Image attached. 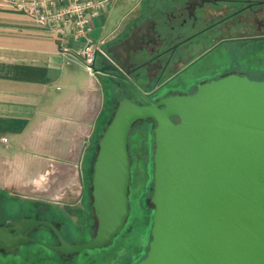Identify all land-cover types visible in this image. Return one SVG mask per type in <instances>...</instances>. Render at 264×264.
Returning a JSON list of instances; mask_svg holds the SVG:
<instances>
[{"label":"water","instance_id":"95a60500","mask_svg":"<svg viewBox=\"0 0 264 264\" xmlns=\"http://www.w3.org/2000/svg\"><path fill=\"white\" fill-rule=\"evenodd\" d=\"M109 53L95 50L100 75L114 69ZM148 118L154 215L147 252L135 264H264V80L234 74L150 104L120 99L94 163L93 237L72 242L46 218L8 220L0 250L35 242L70 255L111 244L130 215L129 134ZM37 226L49 227L57 243L29 235Z\"/></svg>","mask_w":264,"mask_h":264},{"label":"crops","instance_id":"0c3cea01","mask_svg":"<svg viewBox=\"0 0 264 264\" xmlns=\"http://www.w3.org/2000/svg\"><path fill=\"white\" fill-rule=\"evenodd\" d=\"M161 1L139 0L135 8ZM115 29L99 37L100 45ZM90 33L60 44L24 12L0 0L2 196L60 211L70 223V237L90 222L88 182L112 107L103 76L77 60L79 51L95 41ZM79 41L83 44L72 46Z\"/></svg>","mask_w":264,"mask_h":264},{"label":"flooded vegetation","instance_id":"af4514ba","mask_svg":"<svg viewBox=\"0 0 264 264\" xmlns=\"http://www.w3.org/2000/svg\"><path fill=\"white\" fill-rule=\"evenodd\" d=\"M100 47L110 51L114 69L102 76L122 94L117 104L124 97L150 104L192 94L233 74L264 80V0L140 4Z\"/></svg>","mask_w":264,"mask_h":264},{"label":"rangeland","instance_id":"374dc122","mask_svg":"<svg viewBox=\"0 0 264 264\" xmlns=\"http://www.w3.org/2000/svg\"><path fill=\"white\" fill-rule=\"evenodd\" d=\"M116 0L114 5L102 16L93 19L91 36L95 43L100 45L99 37L118 27L122 16L132 7L139 4V0ZM80 40V39H77ZM73 42L72 46L83 43ZM76 56V55H75ZM77 57V56H76ZM79 57V56H78ZM80 59V60H79ZM77 58L81 61V58ZM76 67V62H71ZM109 87L110 86H106ZM108 97L112 99L110 117L117 107L120 93L107 90ZM110 93V94H109ZM109 120V119H108ZM154 121L142 120L135 124L128 138L129 152L131 156L130 179V215L125 228L115 237L114 241L103 247L85 249L81 252L64 255L58 251L47 248L39 243L25 242L7 253L0 252V264H134L147 252L151 238L154 207L150 203L154 182ZM105 128V125H104ZM9 195L2 196L0 188V223L5 220L33 219L45 217L42 211L46 209L44 204H35L21 198L9 201ZM89 223L84 224L85 229L80 234H73L72 242H84L90 240L96 231V218L92 207L91 197L88 199ZM34 207L40 208L35 211ZM86 215V212H84ZM87 216H84V219ZM85 220H83V223ZM29 235L37 237L51 244L57 243V237L50 230L41 226L32 228Z\"/></svg>","mask_w":264,"mask_h":264},{"label":"built area","instance_id":"2783aa9c","mask_svg":"<svg viewBox=\"0 0 264 264\" xmlns=\"http://www.w3.org/2000/svg\"><path fill=\"white\" fill-rule=\"evenodd\" d=\"M24 12L31 23L53 36L60 44L69 37L88 35L93 29V19L102 16L111 0H5ZM101 45L88 42L79 57L85 67L94 73L92 64L96 48Z\"/></svg>","mask_w":264,"mask_h":264},{"label":"trees","instance_id":"16d2710c","mask_svg":"<svg viewBox=\"0 0 264 264\" xmlns=\"http://www.w3.org/2000/svg\"><path fill=\"white\" fill-rule=\"evenodd\" d=\"M115 110H116V108H115ZM113 115H114V113H113ZM113 115L106 122L105 128L109 124V122L112 119ZM105 128H104V130H105ZM97 150H98V144H97ZM93 174H94V169L92 171V174H91V176L89 178V182H88V190H89V193L91 195H92V178H93ZM152 187H153V185H152ZM45 206H46V209L42 210L45 213V217H43V218L49 219V220L53 221L54 223H56L60 227V229L62 230L63 234L66 236V238L69 240L70 235L67 233V230H68L67 227L70 226L69 221L64 218L63 214L60 211L53 210V209L51 210L50 207L48 208L47 205H45ZM92 207H93V200H92ZM33 209H35V211H39V212L41 211V210H39L40 208H37V207H34ZM93 210H94V208H93ZM37 218H39V217H37ZM40 218H42V217H40ZM2 223H0V224H2ZM41 227L44 228V229H48V230H50L53 233V231L49 227H46V226H41ZM34 228H37V227H34Z\"/></svg>","mask_w":264,"mask_h":264}]
</instances>
